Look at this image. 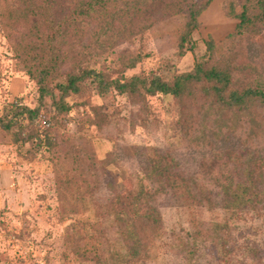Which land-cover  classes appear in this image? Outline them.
Instances as JSON below:
<instances>
[{"label":"trees","instance_id":"trees-1","mask_svg":"<svg viewBox=\"0 0 264 264\" xmlns=\"http://www.w3.org/2000/svg\"><path fill=\"white\" fill-rule=\"evenodd\" d=\"M212 1L0 0V17L8 28L29 24L28 32H19L12 46L39 88L38 106L32 108L16 101L6 109L0 117V128L4 131H10L18 123L22 129L27 121L36 123L48 97L53 100L54 115L68 114L71 109L68 98L82 94L88 84H93L101 96L116 92L144 103L149 96L171 95L179 107H184L175 127L189 135L198 129L199 138L206 142L204 146L208 144L215 150L212 158L218 170L200 172L204 175L200 179L199 175L188 174L170 150L152 147L149 152L141 153L125 148L130 156L138 158L140 170L130 175L132 187L127 195L113 198L120 208L114 213L112 226L118 228L121 238L111 241L106 237L104 242L94 238L101 244L96 261L102 264H151L159 262L168 251L180 256V264H199L207 240L216 249L215 264H225L226 255L233 250L229 246L228 230L236 219L251 214L252 218H261L264 225L263 125L254 117L250 121L257 126L248 133L255 145H242L240 142L244 141L239 138L243 128L240 117L253 114L257 107L264 111V70L259 71L253 60L216 58L217 43L212 38L206 42L205 55L195 60L192 70L175 72L171 77L145 71L127 74L143 62L146 54L142 47L112 58L114 49L121 43L136 38L141 41L162 19L179 15L185 16L177 37L179 50L183 52L201 24L202 12ZM235 5L230 1L228 15L239 19V23L226 41L239 47L243 38L262 32L264 0H244L240 13L235 11ZM239 52L234 48L231 55ZM196 105L207 110L202 118L205 123L195 122ZM90 108L92 124L102 128L109 123L108 105L90 103ZM211 114L213 121L209 124L204 116ZM46 129L43 146L49 150L57 142L49 135V126ZM39 144L38 141L36 146ZM75 149L83 150L80 146ZM113 153L108 152L104 165L118 163L117 157H111ZM165 208H176L185 215L187 226L181 223L178 227V221L176 228H167ZM216 211H225L230 216L209 220L211 226L205 230L204 213ZM207 232L211 233L207 235ZM79 242L68 240L67 244L77 248V259L81 261L90 249H97L88 241L83 245L90 246L87 248ZM105 244H109L107 259L103 252ZM226 246L230 248H222ZM225 251L227 254H223ZM255 257L264 259L263 255Z\"/></svg>","mask_w":264,"mask_h":264},{"label":"rangeland","instance_id":"rangeland-1","mask_svg":"<svg viewBox=\"0 0 264 264\" xmlns=\"http://www.w3.org/2000/svg\"><path fill=\"white\" fill-rule=\"evenodd\" d=\"M230 1H212L202 12L201 24L186 42L183 52L179 50L177 37L185 16L179 15L162 19L145 33L141 41L136 38L121 43L114 49L112 58L117 59L142 47L146 54L143 62L128 70L127 74L145 71L171 77L175 72L192 70L195 60L205 55L206 42L212 38L217 43L216 58L232 57L237 62L244 58L253 60L262 71L264 25L260 24L263 26L260 35L243 38L239 47L226 41L239 23V19L228 15ZM233 1L235 11L240 13L244 0ZM2 19L0 17V117L16 101L32 108L39 105L37 82L23 68L12 46L19 32H28L29 24H20L13 29L8 28ZM234 48L240 52L231 55ZM67 101L71 109L66 115H54L53 100L48 97L36 123L27 121L23 129L18 123L10 131L0 128V264H102V261H96L101 244L94 238L101 242L106 237L111 241L121 238L118 228L112 226L114 213L120 208L114 204L113 198L127 195L132 187L130 175L140 170L138 158L130 156L125 148L141 153L149 152L152 147L170 150L181 160L188 174L199 175L200 179L204 177L200 172L218 170L212 158L215 150L208 144L204 146L206 142L199 138V130L195 129L189 135L175 127L184 107H179L171 95L149 96L144 103L116 92L101 96L93 84H88L82 94L73 95ZM90 103L109 106L111 117L106 126L99 128L90 122ZM196 107L195 122L205 123L203 115L207 110ZM256 109L253 114L240 117L242 145L256 144L248 136L251 128L256 126L250 123L253 117L264 128V111ZM207 116L204 117L211 124L213 115ZM48 126L49 135L57 144L45 150L43 144ZM38 141L40 144L36 146ZM76 146L83 150H74ZM110 151L114 152L111 157H117L119 161L104 165L103 159ZM163 211L167 228H176L178 221V227L181 223L187 226L186 216L176 208ZM203 216L206 219L203 227L208 230L211 226L209 220L228 219L230 214L216 211L205 212ZM262 224L261 218H252L251 214L236 219L228 230L229 246L233 250L229 255L226 251L223 253L227 254L225 264H264V259L255 257L256 254L264 256ZM68 240H80L82 246L88 241L97 249L89 248L85 260L81 261L77 259V248L68 245ZM108 246H103L105 259ZM222 248L228 250L230 247ZM215 251L207 240L199 264H215ZM181 260L180 256L168 251L159 262L151 264H180Z\"/></svg>","mask_w":264,"mask_h":264}]
</instances>
